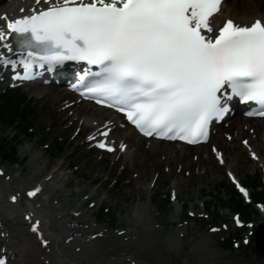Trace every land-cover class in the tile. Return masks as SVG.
I'll return each instance as SVG.
<instances>
[{
  "label": "snow or ice",
  "instance_id": "obj_1",
  "mask_svg": "<svg viewBox=\"0 0 264 264\" xmlns=\"http://www.w3.org/2000/svg\"><path fill=\"white\" fill-rule=\"evenodd\" d=\"M221 3L43 0L47 6L38 11L0 16L6 21L0 47L20 53L13 59L0 52V64L11 65L13 79H30L36 65L84 61L97 70L80 77L82 95L125 113L146 136L196 143L207 139L209 122L230 110L233 97L258 106L247 115L264 116V20L239 24L229 18L214 28L210 18ZM98 146L112 150L103 141Z\"/></svg>",
  "mask_w": 264,
  "mask_h": 264
},
{
  "label": "rangeland",
  "instance_id": "obj_2",
  "mask_svg": "<svg viewBox=\"0 0 264 264\" xmlns=\"http://www.w3.org/2000/svg\"><path fill=\"white\" fill-rule=\"evenodd\" d=\"M231 1V0H228ZM237 6H241L242 2L237 0H232ZM56 89L57 88H47L44 86L38 85H26L20 90L33 99L32 104L36 107L42 109L39 112L40 114V125L48 126L52 125L54 131L57 134L66 137L65 148L69 156L64 161L62 158L51 162L48 158V153L43 147L42 143L38 141L40 137L39 134H36L31 139L22 138L18 145L19 154H26L27 158L23 162L24 170L22 174L26 177L28 182L33 180L41 179L46 173L55 168L59 164H63L62 168L56 172L58 179L54 181L53 189L57 193H64L65 201H69L70 204H79L81 203V194L84 192H89L93 195L96 203L103 201L104 204L110 206V214L114 213L115 222L114 224L117 227H127L130 222H134V212L136 209H140L144 204H146V197L148 193H154L156 195L157 201H161L163 197L161 193L167 191V188L177 181V190L180 196L185 200H188L191 204L200 201L201 199H209L211 197L210 193L217 192L220 195L226 197V194L218 186L219 182L225 181L226 176L224 173V167L218 165L214 157L210 154L208 145L206 147L200 148H190L188 158H182L178 160L174 158L169 160L171 156L170 151L176 149L174 144H161L159 145L160 149L156 152L150 151L146 147L145 142L141 141V145L138 146V149L135 153L134 162L124 165L123 171L120 173V170H116L118 165H113L111 162L112 156L108 161L99 160L95 154L90 153L84 147L80 145L78 140L72 141L68 135L70 130L65 131L61 121L64 120L65 116L63 113H59L56 107V103L59 100L57 97H53L51 94H48L42 100L37 98L39 92H44L45 90ZM3 91V87L0 85V93ZM63 119V120H62ZM55 120V121H54ZM235 120V118H234ZM235 121H238L236 119ZM241 124V121H240ZM242 127V124H241ZM225 129L228 127L224 126ZM39 130V128H38ZM244 135H250L248 129H241ZM10 128H4L0 126V136L12 134ZM242 135V134H241ZM262 131L258 134L259 142V151L264 154V139L261 137ZM220 137L223 141H227L232 149L229 152L224 149V152L227 156L226 163L227 166L231 167L237 175L246 183L248 176H252L254 173L261 174L258 166L259 163L252 161L245 149L240 144L238 139L228 140L225 135L222 134ZM136 140V139H135ZM152 144V143H151ZM162 155L164 157H162ZM80 157V160L77 161L80 163L79 168L76 171L71 172L70 166L66 165V162L69 158L73 159L74 157ZM86 156V157H84ZM196 156V157H195ZM84 157V158H83ZM263 157V156H262ZM177 160V161H176ZM170 161V162H168ZM173 161V162H172ZM177 162H184L185 166H182L180 171H177L179 164ZM189 163V164H188ZM167 164L171 167L170 172L164 171V165ZM157 165L159 168V176L156 181L155 186L152 190L145 189L149 180H151L154 166ZM11 166V165H9ZM185 169H190L188 175L184 174ZM136 172L138 175L133 177V173ZM116 176L118 178V185L115 188L108 185L107 182L103 179L105 176L112 177ZM114 176V177H115ZM101 179L102 184H93L92 179ZM130 180L128 183L126 181ZM105 181V182H104ZM138 186L142 187V190L137 189ZM94 188H97V191H94ZM51 189V188H50ZM226 192V190H224ZM87 214H90L91 211L94 212V209L85 210ZM90 211V212H89ZM179 209H172L171 212L165 215L164 219L168 221L177 220ZM148 224L147 226L153 227L156 229H162L163 225L160 227L154 226V219L152 218L151 211H148ZM258 220L264 221V217L258 216ZM193 223V222H192ZM133 228V226H131ZM177 229V227H175ZM203 227H201L202 229ZM132 230V229H131ZM164 230L171 231L174 230L172 225H168ZM139 232V229L136 230ZM188 239L184 241L183 249L176 253L172 251L171 257L175 260L176 264H182L183 262L189 260L187 258L193 257L195 253L192 249L197 248L198 245L201 246V249L207 248V244H210V250L214 251L211 255L215 254L218 258L217 261L219 264H260L261 260L251 252L250 248H243L240 253L237 251L223 250L219 245V237L216 234H210L203 237H198L197 234L191 233L196 230L193 228L188 229ZM169 239L161 238L160 242L166 244ZM194 245L195 247H193ZM219 255V256H218ZM210 256V255H209ZM209 256H205L209 258Z\"/></svg>",
  "mask_w": 264,
  "mask_h": 264
},
{
  "label": "bare ground",
  "instance_id": "obj_3",
  "mask_svg": "<svg viewBox=\"0 0 264 264\" xmlns=\"http://www.w3.org/2000/svg\"><path fill=\"white\" fill-rule=\"evenodd\" d=\"M237 1H241L242 5L237 6L238 4L236 5L233 1L228 2L224 0L221 17L231 16L241 23L248 22L253 17H264L263 0ZM21 5V0L13 1L8 6L9 11L16 12ZM96 109L99 108L96 107ZM100 109L103 110L102 108ZM241 121H243V123H250V126H255L257 130L264 129L261 126V124H264V121L259 118H245L241 116ZM234 126L237 127L238 134H243L241 130L243 126L238 127L237 124H234ZM159 142L162 141L154 140V144L150 146V150L153 152L158 150ZM249 143H252L254 147L259 146V143L255 141ZM180 145L187 149L191 147L183 144ZM220 145L227 151L231 149V146L226 142L221 141ZM176 153L179 154V152ZM187 153L188 152L183 151L179 156L187 155ZM51 173L53 174L50 180L46 181L45 178L41 180L40 184L44 187L52 186L53 182L57 179V175H54V172ZM23 182L24 180L23 177H21V173H18V175H13L11 180L2 181L1 184L4 190L19 191ZM175 183L177 184V182ZM141 189V186H139L138 190ZM52 193L53 191L50 190L47 196L48 198L39 200L38 205L33 203L34 206H37V214L41 216V225L45 229V234L50 237V245L41 248L39 243L34 239V236L25 231L24 227H22L24 223L22 219L18 221V223L21 224L19 228L13 226L14 224L10 225L11 237L13 238V242H16V255L18 256L15 264H44L47 260H49L50 264H125L126 258L128 257H130L129 262L136 257L141 260L138 261V263L175 264L168 254H163L165 252H170L171 249L156 243L158 239L157 233L144 230L136 240H132L131 236L128 237L127 240H124L123 237L125 235H131V233L128 232L122 235L109 234L101 228L88 231L87 227H84V224H88L89 219L82 214L77 216L70 214L69 209L71 206H69L67 202H64L63 199L58 198L61 196L60 194L52 195ZM56 198L59 200L58 204L52 203L53 199ZM18 202L21 207H24L22 199ZM73 210L77 211L78 208H74ZM146 215L147 211L143 210L142 219L146 218ZM93 232H102L103 234L95 239L86 238ZM79 234L80 236H77ZM17 235L20 236L17 237ZM168 237L173 241H177V238L173 235H169ZM67 238H70L68 242H66ZM143 241H145L146 244L142 247L141 242ZM139 242L140 244H137ZM206 244L208 246L205 249H201V246L198 245L196 251L199 252L201 256L194 258L193 262H185L183 264H213V258H209L203 262L204 255L212 254V251L207 253L211 246L209 242ZM132 246L138 247L134 249ZM47 247L49 248L48 251L45 250ZM76 247H79L78 251ZM149 251H151L150 254L147 253Z\"/></svg>",
  "mask_w": 264,
  "mask_h": 264
},
{
  "label": "trees",
  "instance_id": "obj_4",
  "mask_svg": "<svg viewBox=\"0 0 264 264\" xmlns=\"http://www.w3.org/2000/svg\"><path fill=\"white\" fill-rule=\"evenodd\" d=\"M16 97L17 99L14 100V103L9 101L8 99H5V100L4 98L0 99V117L3 114H7L8 117H12L11 119H14V118L18 119L19 126H22V125L25 126L26 121H27L26 112L23 110L24 107H20L21 99L18 98L17 95ZM8 121H11V120H8ZM21 129L23 130L22 127ZM1 148H6V147L4 145H1ZM10 148L13 149V147H10ZM13 153H14V149L11 151V154ZM261 196H263V194H261Z\"/></svg>",
  "mask_w": 264,
  "mask_h": 264
}]
</instances>
